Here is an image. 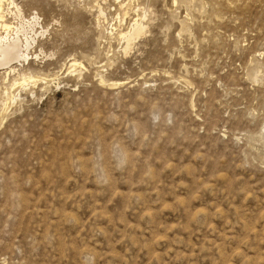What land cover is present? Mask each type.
Listing matches in <instances>:
<instances>
[{
    "label": "rangeland",
    "instance_id": "374dc122",
    "mask_svg": "<svg viewBox=\"0 0 264 264\" xmlns=\"http://www.w3.org/2000/svg\"><path fill=\"white\" fill-rule=\"evenodd\" d=\"M8 2L0 264H264V0Z\"/></svg>",
    "mask_w": 264,
    "mask_h": 264
},
{
    "label": "bare ground",
    "instance_id": "6f19581e",
    "mask_svg": "<svg viewBox=\"0 0 264 264\" xmlns=\"http://www.w3.org/2000/svg\"><path fill=\"white\" fill-rule=\"evenodd\" d=\"M7 3L9 4L8 0H0V26L8 31L12 28V26L6 23V21L4 20L5 8L7 7ZM11 4L14 3L12 2L10 3V5ZM100 14H103L102 10H100ZM33 19L34 20H32L31 24L34 23L33 25H35L37 23L38 17L34 16ZM144 28L145 27L142 25L141 22H135L133 28H131L132 30L128 33L125 32L124 36L127 38L128 41L126 46L127 49L130 47L131 41L144 32ZM25 31V28L21 26L20 28H17L15 35L12 37L8 34L5 36L0 35V69L4 67H11L15 63L30 59V50L33 48V44L35 43L36 38H34L33 36H26L24 39L21 38L20 33ZM27 82L28 78L25 77L23 78L21 83L18 82V80H14V82L11 84V88L16 85L27 84ZM5 94H7V98L12 102L16 98V95L9 96L8 91Z\"/></svg>",
    "mask_w": 264,
    "mask_h": 264
}]
</instances>
